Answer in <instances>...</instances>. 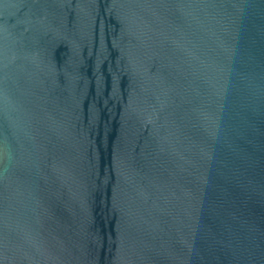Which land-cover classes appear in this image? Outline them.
Instances as JSON below:
<instances>
[{
  "label": "water",
  "instance_id": "95a60500",
  "mask_svg": "<svg viewBox=\"0 0 264 264\" xmlns=\"http://www.w3.org/2000/svg\"><path fill=\"white\" fill-rule=\"evenodd\" d=\"M0 264H264V0H0Z\"/></svg>",
  "mask_w": 264,
  "mask_h": 264
}]
</instances>
